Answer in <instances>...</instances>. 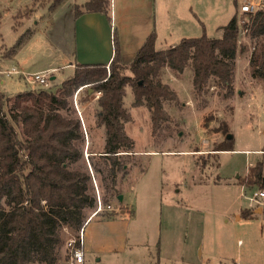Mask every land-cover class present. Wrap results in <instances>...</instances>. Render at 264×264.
Masks as SVG:
<instances>
[{
  "label": "rangeland",
  "instance_id": "rangeland-1",
  "mask_svg": "<svg viewBox=\"0 0 264 264\" xmlns=\"http://www.w3.org/2000/svg\"><path fill=\"white\" fill-rule=\"evenodd\" d=\"M52 1L0 0V81L8 96L39 87L55 91L75 71L79 59L70 13H76L87 0H64L51 9ZM148 2L152 8L153 0ZM111 5L114 32L122 24V4L113 0ZM95 24L100 49L105 37L102 39L100 26ZM27 30L15 53L3 56ZM205 32L210 37L222 36V29L212 25ZM239 39L231 96L226 95L228 88L216 85L206 94H197L191 65L183 72H162V81L176 98L163 101L168 118L155 132L151 111L145 104L133 105V88L126 85L124 107L131 119L125 121V131L134 139L135 154L126 157L128 173L120 178L117 195L108 196L111 208L104 205L85 225L87 246L94 237L103 240L86 251L84 264H149L153 255L160 257V264H264V202L248 197L258 188L238 183L250 165L259 159L264 162V78L254 77L251 71L255 41L246 30L240 32ZM51 66L55 69H47ZM13 67L18 72L7 75L5 71ZM39 71H47L50 77L43 86L20 74ZM96 101L94 92L84 87L74 95L72 106L77 114L81 111L86 130L84 159L94 175L96 197L99 194L104 203L101 176L89 165L91 154L99 158L104 141L105 127L94 123ZM225 123L233 149L218 151L216 145L227 136ZM144 163L145 170L140 171ZM245 208H252V214L243 215ZM95 209H88L86 216ZM76 234L64 227L58 264H68L67 241ZM119 238L122 241L118 243Z\"/></svg>",
  "mask_w": 264,
  "mask_h": 264
},
{
  "label": "trees",
  "instance_id": "trees-1",
  "mask_svg": "<svg viewBox=\"0 0 264 264\" xmlns=\"http://www.w3.org/2000/svg\"><path fill=\"white\" fill-rule=\"evenodd\" d=\"M62 2L53 0L50 8ZM84 11L104 12L112 21L109 0H87L75 15ZM221 28V37H210L204 31L160 50L152 31L130 64L122 60L114 30L110 63L76 64L73 75L61 81L55 91L39 87L8 96L0 82V264H58L64 227L79 231L88 218L87 210L97 206L94 175L84 159L86 130L72 106L81 87L89 85L92 92H102L93 120L105 127V143L98 151L99 158L90 155L89 165L101 176L107 205L108 196L117 195L119 180L128 173L126 157L135 154L134 139L125 131V121L131 119L124 107L126 85L133 88V105L145 104L151 111L154 132L168 118L163 101L176 98L161 79L166 69L178 73L191 65L197 94H206L216 85L228 88L226 95L231 96L242 30L256 45L250 57L252 75L264 78V6L255 13H236ZM29 31L3 56L14 54ZM223 130L226 134V123ZM87 131H91L90 125ZM231 141L232 136H226L215 149L232 150ZM145 167L146 163L142 164L140 171ZM238 183L264 190L263 160L250 165ZM252 212V208L242 210L245 216Z\"/></svg>",
  "mask_w": 264,
  "mask_h": 264
},
{
  "label": "crops",
  "instance_id": "crops-1",
  "mask_svg": "<svg viewBox=\"0 0 264 264\" xmlns=\"http://www.w3.org/2000/svg\"><path fill=\"white\" fill-rule=\"evenodd\" d=\"M244 1L264 2V0H153L151 8L148 0H135V3L134 0H120L122 4L120 23L122 24L118 28L116 27L115 30L120 43L122 60L125 64L127 61L129 63L132 62L138 49L152 31L156 32V49L159 48L158 45H160V49H166L177 44V39L190 37V35L198 31H205L210 25L216 29L221 28L238 13L239 5ZM234 5L235 9L233 8ZM107 17L106 13L100 11H84L79 16H76L75 13H70V18L75 24L74 37L77 42L75 54L77 56L76 60L79 59V61H76L77 64L105 63L108 65L110 63L114 55V32L113 21H110ZM95 22H98L100 26L99 31L102 39L105 37V40L101 42L100 49H97L98 41L96 39L97 29L94 28ZM47 69H55V67L51 66ZM55 78V76L53 78L51 76L52 81ZM0 82L3 90V81ZM88 90L91 91L89 88ZM105 137L104 129L102 147L105 143ZM255 210H260V208ZM111 223L115 224L113 221ZM102 240L103 238L97 240V237H94L88 242L87 246L85 236V260L86 251L94 249L95 243H102ZM118 241L120 242L122 239L120 240L119 238L117 239ZM118 243L117 245H119ZM98 245L97 247H101L100 244ZM119 246L120 249L124 248L122 243ZM159 258L158 255H153L152 259L149 260V264H160ZM240 264L245 263L242 262Z\"/></svg>",
  "mask_w": 264,
  "mask_h": 264
},
{
  "label": "built area",
  "instance_id": "built-area-1",
  "mask_svg": "<svg viewBox=\"0 0 264 264\" xmlns=\"http://www.w3.org/2000/svg\"><path fill=\"white\" fill-rule=\"evenodd\" d=\"M111 4H113V0H109ZM264 6V2L262 1H244L241 3L238 7V12H250L255 13L260 7ZM7 75H10L11 73L18 72V70L13 67L12 70L5 71ZM44 72H36L32 74H27L25 72H21V76H23L27 81L30 82H36L39 85H45L50 80V77ZM89 85H85L84 87L88 88ZM81 87L78 92L84 88ZM77 92V93H78ZM76 93V95H77ZM94 94L96 97L100 96L102 94L101 90L94 91ZM78 109V108H77ZM79 114L81 115V111L78 109ZM246 194V192H245ZM252 201H255L256 203L262 204L264 202V190L259 189L258 191H254L252 194L248 196ZM97 207L93 214H91L85 221L84 225L80 228L79 231H77V234L73 237H70L67 241V263L68 264H84L85 262V225L86 223L96 214L101 212L103 210V206L105 205L102 203L101 197L98 194L97 196ZM108 208H111V204L106 205Z\"/></svg>",
  "mask_w": 264,
  "mask_h": 264
},
{
  "label": "water",
  "instance_id": "water-1",
  "mask_svg": "<svg viewBox=\"0 0 264 264\" xmlns=\"http://www.w3.org/2000/svg\"><path fill=\"white\" fill-rule=\"evenodd\" d=\"M54 76H52V78H53ZM140 82H142V81H140ZM232 135L231 134H227V137H231ZM122 197V195H119V198H121Z\"/></svg>",
  "mask_w": 264,
  "mask_h": 264
}]
</instances>
